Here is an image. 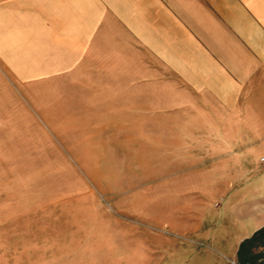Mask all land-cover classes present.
Here are the masks:
<instances>
[{"label":"crops","instance_id":"crops-1","mask_svg":"<svg viewBox=\"0 0 264 264\" xmlns=\"http://www.w3.org/2000/svg\"><path fill=\"white\" fill-rule=\"evenodd\" d=\"M145 71L179 92L180 123L164 124L162 145L166 163L185 164L178 182L151 176L150 194L164 182L160 193L177 196L164 224L204 248L157 235L146 246L138 230L104 220L77 240L87 252L67 254H101L90 255L96 264L236 262L239 242L264 225V0H0V97L29 98L23 84L36 83L38 98L84 100L76 108L85 130L114 131L124 100L140 98L125 83ZM173 98L168 90L158 107L150 95L152 112L173 108ZM251 253L264 264V245Z\"/></svg>","mask_w":264,"mask_h":264},{"label":"rangeland","instance_id":"rangeland-1","mask_svg":"<svg viewBox=\"0 0 264 264\" xmlns=\"http://www.w3.org/2000/svg\"><path fill=\"white\" fill-rule=\"evenodd\" d=\"M148 78L145 71L135 83H125L124 90L140 98L124 100V113L117 116L122 127L114 131L85 130L82 109L76 108L84 100L38 98L36 83L23 84L28 91L21 94L29 98L15 92L12 99L0 97V264H88L90 255L101 254L67 253L87 252L90 244L77 240L104 220L124 224L125 234L138 230L146 246L157 235L174 239V246L204 248L192 240L196 236L164 224V208L177 201L160 193L164 182L158 180L157 194H150L151 176L167 172L178 182L185 164L166 163L162 145L169 133L164 124L180 123L179 92ZM84 85L61 84V91ZM168 90L173 108L152 112L148 97L155 95L152 101L164 107ZM168 147L172 158L180 157L179 148ZM173 216L179 220L180 214ZM157 245L158 253L164 250L163 243Z\"/></svg>","mask_w":264,"mask_h":264},{"label":"trees","instance_id":"trees-1","mask_svg":"<svg viewBox=\"0 0 264 264\" xmlns=\"http://www.w3.org/2000/svg\"><path fill=\"white\" fill-rule=\"evenodd\" d=\"M257 245H264V225L255 230L248 238L239 242L237 248V263L253 264L251 249Z\"/></svg>","mask_w":264,"mask_h":264},{"label":"built area","instance_id":"built-area-1","mask_svg":"<svg viewBox=\"0 0 264 264\" xmlns=\"http://www.w3.org/2000/svg\"><path fill=\"white\" fill-rule=\"evenodd\" d=\"M258 159H259V162H260V163H263V164H264V154L261 155V156H259ZM229 264H238V263L235 262V261H230Z\"/></svg>","mask_w":264,"mask_h":264}]
</instances>
